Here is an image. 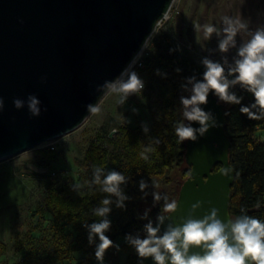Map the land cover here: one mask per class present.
Here are the masks:
<instances>
[{
  "label": "water",
  "instance_id": "water-1",
  "mask_svg": "<svg viewBox=\"0 0 264 264\" xmlns=\"http://www.w3.org/2000/svg\"><path fill=\"white\" fill-rule=\"evenodd\" d=\"M173 2L0 0V162L81 128L93 114L88 106L100 105L110 93L105 82L125 74ZM33 97L38 115L30 109ZM16 100L21 107L15 106ZM199 107L209 114L207 131L201 135L203 126L190 121L196 130L185 154L191 173L180 189L177 208L152 224L161 237L189 219L204 220L213 209L225 224L233 220L236 173L224 130L225 104L209 93L207 103ZM217 165L222 168L215 172ZM179 244L183 251L182 239ZM205 251L191 245L187 256H203ZM164 254L165 264H171L170 253ZM141 264L157 262L148 257Z\"/></svg>",
  "mask_w": 264,
  "mask_h": 264
},
{
  "label": "trees",
  "instance_id": "trees-1",
  "mask_svg": "<svg viewBox=\"0 0 264 264\" xmlns=\"http://www.w3.org/2000/svg\"><path fill=\"white\" fill-rule=\"evenodd\" d=\"M206 71L207 67L182 57L165 30L155 32L147 48L144 68L135 72L138 77L149 74L151 80L145 83L143 91H154L160 106L159 110L151 112L150 129L145 131L143 126L131 128L112 118L104 124L84 158L77 160L80 168L78 183L60 177L46 186L36 211L40 222L24 239L16 242L17 252L22 253V260L16 264L73 263L79 252L83 253V258L77 264H86L96 257L95 249L100 243L98 236L89 243L86 225L104 220L110 222V228L105 232L113 241L109 249L115 247L120 237H148L146 226L152 225L158 216L169 213L163 208L167 203H177L180 189L190 176L191 168L185 159L188 139L180 141L175 128L181 123L190 124L184 117L186 109L181 107V91L187 87L193 90L196 83L205 82ZM224 75L229 82V93L241 99L240 104H233L221 100L214 91L209 92L225 104L224 130L232 145L229 161L236 173L230 214L233 221L244 215L264 221V142L261 140L263 133H257L264 131V117L249 119L240 111L242 107L251 108L255 97L245 85L233 83L238 73L231 71L224 72ZM155 79L158 81L154 85L152 81ZM151 95L148 93L143 97L149 99ZM187 110L190 111V107ZM251 110L260 114L258 107ZM149 148L152 151L145 152ZM38 151L37 166L48 169L59 162L58 151ZM177 167L181 168V177L171 179ZM221 168L217 165L214 171ZM96 169L101 171L97 173ZM113 171L125 177L119 185V195L104 190L103 181ZM97 175L100 183H96ZM141 182L146 185L143 189ZM157 195L159 199H156ZM105 199L110 201L108 205L103 204ZM144 205L150 206L149 211L143 210ZM103 207H108L110 212L98 216L96 211ZM47 215L53 219L50 232L44 228L43 220ZM68 227L73 229V234H66ZM36 231H41L39 237L34 235ZM123 248L129 253L131 264L142 263L143 258L129 240ZM7 253L6 244L0 242V262Z\"/></svg>",
  "mask_w": 264,
  "mask_h": 264
},
{
  "label": "rangeland",
  "instance_id": "rangeland-1",
  "mask_svg": "<svg viewBox=\"0 0 264 264\" xmlns=\"http://www.w3.org/2000/svg\"><path fill=\"white\" fill-rule=\"evenodd\" d=\"M225 17L233 21L240 20L246 27L234 25L237 28L234 42L228 45L227 51H222L220 44L227 37L224 28L228 27L224 22ZM205 24H210L215 29L210 36L205 34ZM160 29L171 36L182 57L199 66L206 67L204 61L208 60L223 68L231 65L236 68V61L242 59L239 56L240 48L251 40L256 31L264 29V0H174L170 19L157 28ZM139 78L143 83L151 80L148 73ZM157 81L155 79L152 83L155 85ZM148 93L152 94L151 98H144L143 95ZM193 94L190 87L181 91L182 108H185L182 98L191 99ZM128 99L126 101L121 92L110 91L100 103L98 112L93 113L77 131L59 139V162L48 169L37 166L39 149L0 162V242L5 243L8 248L7 256L2 258L0 264H16L22 260V253L17 252L15 245L18 239H24L28 231L40 222L36 211L46 186L60 177L71 178L78 183L80 168L77 160L84 158L90 143L109 119L131 128L143 126L150 129L151 112L160 109L156 93L150 90L131 92ZM257 133L261 135L263 131ZM53 172L59 175L51 177ZM180 177L181 168L177 167L171 174V179ZM143 207V210L150 209L149 205ZM43 222L44 228H48L50 232L53 219L47 215ZM40 233L41 231H36L34 235L39 237ZM70 233L73 234L74 231L68 227L66 234ZM127 241L126 237L118 238L115 247L106 250L102 262L95 257L86 264H131L129 253L123 248ZM82 258L83 253L79 252L73 263L65 264H77Z\"/></svg>",
  "mask_w": 264,
  "mask_h": 264
},
{
  "label": "clouds",
  "instance_id": "clouds-1",
  "mask_svg": "<svg viewBox=\"0 0 264 264\" xmlns=\"http://www.w3.org/2000/svg\"><path fill=\"white\" fill-rule=\"evenodd\" d=\"M224 22L228 25L224 28L227 37L221 42L220 49L227 51L228 45L234 42L237 33V28L234 25L240 27H246V25L240 20L233 21L228 17H225ZM203 27L207 36L215 31L210 24H205ZM239 56L242 59L236 61L237 66L233 71L238 75L233 83L239 82L245 85L255 97V103L251 105V108L242 107L240 111L246 114L249 119H260L264 117V29L256 31L251 40L240 48ZM204 63L207 67L204 74L205 82L194 85V94L191 99L182 98V103L186 109L184 117L190 121H198L203 126L199 129L201 135L207 131V121L210 117L199 105L207 103L210 91H214L223 101L233 104L241 103L240 98L229 93V82L224 75V68L220 64L208 60H205ZM103 87L109 91H118L126 95L131 92H139L143 89L144 83L135 72H132L127 81L117 78L105 82ZM14 103L17 108L22 106V102L19 100ZM37 103L38 101L34 97L31 98L30 109L34 115L39 114V109L36 107ZM2 106L3 102L0 100V108ZM189 107L191 111L187 110ZM257 107L260 109L259 115L251 110ZM88 109L90 113H96L99 111V105H89ZM175 132L180 141L195 139L196 130L190 126H185L183 123L175 128ZM148 151H152V149L145 150V152ZM141 156L147 159L144 153H141ZM96 171L99 173L101 170L96 169ZM124 179L125 177L120 173L110 172L103 181L104 190L119 195V185L124 182ZM96 183H100L99 175L96 176ZM144 187L146 185L141 182V189ZM156 199H159L158 195ZM109 203L110 201L107 199L103 201L104 205ZM176 208L175 201L165 205L167 212ZM217 211V209H213L211 216L204 220L189 219L183 227L171 228L162 237L157 235L159 231L157 228L148 224L146 226L147 238L133 239L129 236L127 239L136 248L141 258L153 257L157 264H165L166 259H168L164 252L170 253L171 264H264V221L250 215H244L234 221L230 219L225 224L217 219ZM109 212L108 207H103L98 209L96 214L105 216ZM86 227L89 228V243H92L96 236L99 237L100 243L96 246L95 256L97 260L102 262L106 250L113 246V241L105 235V232L110 228V222L104 220L86 225ZM181 239L183 251L180 250L179 241ZM191 245L203 246L206 250L205 254L203 256H187Z\"/></svg>",
  "mask_w": 264,
  "mask_h": 264
},
{
  "label": "built area",
  "instance_id": "built-area-1",
  "mask_svg": "<svg viewBox=\"0 0 264 264\" xmlns=\"http://www.w3.org/2000/svg\"><path fill=\"white\" fill-rule=\"evenodd\" d=\"M172 8V6H171ZM171 8L169 9V11L165 14L164 18L158 22L157 24V27H156V31L157 28L164 22V21H168L170 19V11H171ZM155 34V33H154ZM153 34V35H154ZM152 35V36H153ZM151 39V38H150ZM150 39L148 40V42L146 43V45L144 46V48L141 50V52L137 55V57L134 59V61L131 63V65L127 68V74L124 76H122L120 79L123 80V81H127V79L129 78L130 74L132 72H136V70L138 69H143L144 68V58L145 56L147 55V48L149 46V42H150ZM235 67H233L232 65L231 66H228V67H225L224 68V72H233ZM126 73V72H125ZM145 88V83H144V87L142 90H140L139 92H142ZM137 93V92H136ZM128 94H124L122 93L124 99L126 101H129L128 99ZM114 134V133H113ZM68 136V135H67ZM61 139V138H60ZM261 140L264 142V131H263V136L261 137ZM59 139L57 140H54L52 142H47V143H44L42 145H40L37 149L39 150H48V151H57V143H58ZM53 176H58V174L56 172H53L52 174Z\"/></svg>",
  "mask_w": 264,
  "mask_h": 264
},
{
  "label": "bare ground",
  "instance_id": "bare-ground-1",
  "mask_svg": "<svg viewBox=\"0 0 264 264\" xmlns=\"http://www.w3.org/2000/svg\"><path fill=\"white\" fill-rule=\"evenodd\" d=\"M127 74V71H126V73L124 74V76Z\"/></svg>",
  "mask_w": 264,
  "mask_h": 264
}]
</instances>
